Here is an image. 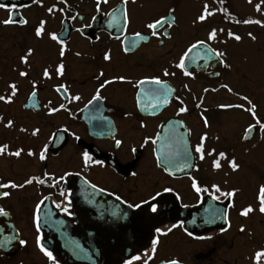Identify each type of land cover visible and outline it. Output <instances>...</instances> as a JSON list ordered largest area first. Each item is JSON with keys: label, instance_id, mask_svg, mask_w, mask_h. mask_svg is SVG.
Masks as SVG:
<instances>
[{"label": "flooded vegetation", "instance_id": "1", "mask_svg": "<svg viewBox=\"0 0 264 264\" xmlns=\"http://www.w3.org/2000/svg\"><path fill=\"white\" fill-rule=\"evenodd\" d=\"M183 1L128 0L130 22L125 29L121 0L101 4L100 11H96V0H0L8 7L15 5L14 22L0 23V95H11L9 84L18 89L11 103L0 101V145L7 144L9 152L23 149L20 157L0 155V183L23 184L29 177L44 181L23 188L0 189L10 193L9 197H0V207L10 215L17 231L16 244L0 253V264H53L40 251L37 236L40 245L52 252L55 264H71L59 251L44 244H52V236L40 227L41 208L48 198L53 211L77 235L81 246L77 256L87 257V264H99L101 258H107V264H125L137 255L141 259L132 260V264H143L149 255L152 259L148 264H167L171 259H178L180 264H254V252L264 247V214L258 210V187L264 184V131L256 125L253 138L242 142L245 129L255 124L250 114L240 138L233 141L228 133L221 132L227 127L232 132V125L220 121L218 111L222 108L218 105L237 104L232 100L247 95L256 105V118L264 123V103L258 99L260 89L253 85L259 78L264 1L195 0L198 3L192 4L200 3L202 10L208 4L213 15L201 24L182 26L180 15L186 5ZM251 3L247 11L246 4ZM53 6L55 10L49 13L47 9ZM169 8H175V25H164L158 36H152L145 24L168 14ZM117 9L118 22L109 27L111 14ZM8 14L7 8L0 9V21L7 19ZM41 20L45 24L42 35L37 37L35 29ZM245 20H259L261 24H245ZM212 29L217 30V35L208 41ZM136 32L144 39L135 37ZM229 32L241 40L229 37ZM49 33H55L63 45L53 41ZM133 40L135 46L129 47ZM196 40L206 41L203 48L224 52L223 59L230 67L224 68L215 56H208L200 63L202 69L191 63L187 70L193 75L184 76L174 65ZM28 49L32 53L27 63H22L20 57ZM105 52L110 54L108 61L103 59ZM60 64L64 66L62 75L56 72ZM45 69L49 77H44ZM164 69L175 75L163 76ZM20 72L27 75L20 76ZM101 72L103 76L99 75ZM119 76L126 81L107 84L100 89L102 99L88 104L105 80ZM152 76L165 80L173 92L167 104L154 111L151 107L142 111L136 106V93L143 85L137 88L135 81ZM229 81L243 82L245 88H231L229 92L221 87H230ZM60 85L67 87V93L63 89L57 91ZM206 88L208 92L204 91ZM76 95L80 99L72 100ZM141 99L145 104L155 103L150 96L142 94ZM45 105L59 110L49 115ZM180 107L187 111L177 115ZM202 115L207 118L208 127L204 126ZM172 119H178L189 130L194 154L184 169L169 175L160 163L158 166V156L153 152L156 143L145 144L144 139H156L162 125ZM8 120L13 121L11 128L4 127ZM33 129H39L35 136L31 135ZM202 135H206L203 159L195 152ZM116 140L121 141L119 146ZM238 144L252 145L253 153H248V149L239 152ZM45 148L46 159L41 161L39 153ZM29 150L36 155L28 156ZM85 152L92 158L87 164ZM220 152L225 157H219ZM232 159L240 165L238 171L226 168ZM213 161L220 167L215 168ZM192 179L209 191H213L212 184L224 192L236 189V195L218 200L208 193L198 195L191 187ZM164 188L172 191L164 192ZM156 192L161 195L156 196ZM40 201L43 203L37 232L33 212ZM136 204L140 207H129ZM153 204L158 209L155 213L151 211ZM249 205L254 211L241 215ZM174 224L177 227L173 228ZM156 228L171 231L159 235ZM153 238H158L155 253L151 251ZM20 240L26 243L20 244Z\"/></svg>", "mask_w": 264, "mask_h": 264}, {"label": "snow or ice", "instance_id": "2", "mask_svg": "<svg viewBox=\"0 0 264 264\" xmlns=\"http://www.w3.org/2000/svg\"><path fill=\"white\" fill-rule=\"evenodd\" d=\"M109 2V0H96V11H100V6L101 4H107ZM133 2H135V0H133ZM122 5H124L123 8V12L122 17H123V24H124V28L126 29L129 22H130V18H129V14L127 11V4H128V0H121ZM257 10H259L260 6L257 5ZM7 8L8 10V18L4 19L3 21H0V23H3L5 25H8L10 23H13L14 21L12 20V14L13 11L15 9V5H12L11 7L6 6L5 4L0 3V9H4ZM55 10L54 6L53 7H49L47 9V11L49 13H52ZM60 11H63V9H60ZM120 10L117 9L116 11H114L111 14V19H109L108 21V26L112 27L114 25L117 24L119 17L117 16V12H119ZM175 12V8H169L168 9V14L160 16L157 19L152 20L149 23L145 24V27L149 30H151V35L152 36H158L159 35V28L163 27L164 25H167L168 28H172L175 25V21H176V17L174 15ZM213 15V12L209 10V6L208 4H204L203 5V10L202 12L196 17V20L199 22H202L206 19V17ZM75 17H73L74 19ZM93 19H95V17H93ZM26 23V21H25ZM243 23L245 24H261V21L259 20H245L243 21ZM44 24L45 21L41 20L40 21V25L35 29V35L37 37H40L42 35L43 32V28H44ZM77 31H79V29H77ZM50 38L53 41H57V43H60L61 45H63V41L59 40L57 35L55 33H49ZM135 37H137L140 40L144 39V36L141 35L140 32H136L134 33ZM217 35V30L216 29H212L207 36V40L208 41H212L216 38ZM228 36L231 38H234L236 41H240L241 37L239 35H235L232 32L228 33ZM248 36L255 40V36L252 35V33H248ZM117 39H119V37H117ZM123 43V41H122ZM206 43L205 40H196L194 43H190L187 48L183 51L182 55L179 56L178 58V62L174 65L176 68L180 69L181 72L183 73L184 76H192L193 73L189 70L186 69V65H185V60L186 58L189 57V55L196 49L198 48H202L203 51V56H201V58H204L205 56H215L218 60V62L224 67V68H229L230 66L225 62V60L223 59V57L225 56V53L222 51H218L216 49H213L211 47L208 48H203L202 46H204ZM136 44V41L133 40L130 42L129 47H134ZM124 51L127 52L128 48L125 47ZM32 53V49H28L27 53L23 56L20 57V60L22 63H27V59L28 56H30ZM60 55L63 56L64 55V48L63 46L60 49ZM103 59L105 61H108L111 59L110 54L108 52L104 53ZM63 70H64V66L63 64H60L57 66L56 68V72L59 75L63 74ZM20 76H26L27 73L25 72H20L19 73ZM44 77H49V72L47 69L44 70L43 72ZM100 76H103V72H101L99 74ZM169 75H175V73H170L168 71V69H164L163 71V76H169ZM217 76H219V73H216ZM99 78V77H98ZM115 80H119V81H126V78L124 76H119V77H114L113 80H105L101 85L100 88H98L96 90V93L92 96V98L88 101V104H92L93 101H97L102 99L101 95H100V89L104 88L107 84L113 83ZM128 83H132V81H127ZM144 84H152L155 85L156 87L150 89L148 92H143V89L141 88L139 91H137L136 93V106L138 108H140L142 111L143 110H147V108L151 107L153 109V111L159 107L161 104H167L169 102L168 97L171 95V93L173 92V89H171L168 84L166 83L165 80L161 79L159 76H152V77H146L144 79H139L135 81V86L137 88H140V86L144 85ZM11 89V95L9 96H4V95H0V101H3L4 103H11L12 102V97L16 95V92L18 91L17 86L15 84H9L8 86ZM33 87V93L32 96H35V88H36V84L35 82H33L32 84ZM185 87H187V85H185ZM221 87L227 89L229 92H232V89L227 85V84H222ZM60 89H63L65 93H67L68 89L65 85H60L57 88V91H59ZM205 92H208L209 89H204ZM212 91H216V89H212ZM145 95V96H150L152 100L155 101V103L152 104H145L142 99H141V95ZM72 100H79L80 97L78 95L76 96H72L71 97ZM177 99H179L177 97ZM241 100L245 101L247 103V107H245L244 104H221L218 105V107L222 108V109H228V108H237V109H242L248 113L251 114V116L253 117V119L255 120V124H249L248 127L245 129V136L244 138L247 139L248 133L251 132L256 125H259V128L261 131H264V123H262L259 119L256 118V105L249 99V97L247 95L241 96L240 97ZM183 102L181 101V104ZM34 106V105H33ZM45 107L48 109V114L52 115L53 113L57 112L59 109L57 108H52V107H48V105H45ZM64 105H60V108H63ZM85 107H87V105H85ZM197 107H199V105H197ZM187 111L186 107H180L177 115H179L180 113H184ZM201 119L204 122V126L208 127V120L206 117H204L203 115L201 116ZM169 124L171 125L172 129H173V133H174V138H175V143L177 146V155H181L183 156V158L185 159V161H187L190 158V153L187 151L186 148L183 147L185 141L183 136L178 133L176 130L177 125L179 127H183V124L180 121H169ZM13 126V121L12 120H8L6 124H4L5 128H11ZM141 126L143 127L144 125L141 124ZM21 131H26V129H21ZM39 132V129H33L31 135L35 136L37 133ZM159 137L157 136L156 139H153L152 137H145L144 139V143L147 144L149 142H151L152 144H155L157 139ZM206 139V135H202L200 137V143L195 147V152L200 154V158L203 159L204 158V141ZM116 145L119 146L121 144L120 140H116L115 141ZM8 145L7 144H3L0 145V155H9V156H15V157H20L23 149L22 148H18L16 149L14 152H9L8 151ZM153 152H156V149H153ZM46 148L42 149L39 153V159L41 161L46 159ZM212 153L209 152V155H211ZM28 156H34L36 155L32 150H29L27 153ZM219 157L223 158L225 157V153L224 152H220ZM83 158L85 161V164H87L89 161H91V157L88 155L87 152L83 153ZM169 158L167 156H165V160H168ZM95 163H100L99 161H95ZM158 166H159V158H158ZM213 166L215 168H219L220 165L217 161H213ZM229 167L231 168V170L233 172L238 171L240 168V165L235 161V159H232L229 161ZM165 171L168 172L169 175H171V171L168 168H165ZM48 174L45 173V176H47ZM66 175H70V173H66ZM133 175H135V173H133ZM60 179H63V177H61ZM33 182L36 183H44L43 180H40L37 177H29L28 179H26L24 181L23 184H17L15 182H11L9 181L8 183H0V189H7V188H23L25 187V185L28 184H32ZM94 187V186H93ZM191 187L194 189V191L199 195L201 193H208V195L211 196V198L213 200H218L220 199L221 196L225 197V198H232L236 195V189H232L231 191H227L224 192L221 190V188L217 185V184H212L211 185V189L213 191H209L208 187H201L198 182L195 179H192V183H191ZM164 192H169L172 191V189L170 188H164L163 189ZM219 194V195H217ZM10 193L8 191H4V192H0V197H9ZM156 196H160L161 193L160 192H156L155 194ZM117 199H119V197H117ZM152 199H155V196L152 197ZM258 201H259V207L258 210L261 214H264V184H260L258 187ZM43 201H40V203H37L35 206V210L33 212V223L36 226V230L37 232H39V221H40V217H39V210H40V204H42ZM129 207H136L139 208L140 205L136 204V205H129ZM157 206L155 204L151 205V211L153 213L157 212ZM254 209L252 208L251 205H249L248 207L244 208L243 211L241 212V215L247 216L249 213L253 212ZM0 215H6V212L4 210V208L0 207ZM224 220L227 223V212L224 213ZM182 226V225H181ZM230 226V225H229ZM173 228L177 227V225H173ZM227 229H222V231H226ZM156 233H158L159 235H166L168 231H171V229H167V231H162L160 228H156L155 229ZM240 231L243 232L244 229L243 227L240 228ZM189 236L192 235L191 232L187 233ZM249 235H251V233H249ZM198 239H205V237H198ZM207 239H210V237H207ZM7 242V241H6ZM20 244H25L26 241L24 240H20L19 241ZM158 244V238H153L151 240V251L153 253H155L156 251V246ZM37 245L40 247V251L50 260L53 261V264H55V259L52 255V252L48 251L46 248H44L43 246L40 245V238L39 236H37ZM141 257L140 256H134L132 258V260H140ZM152 256L149 255L148 258L146 260H144L143 264H148V260H151ZM253 262L254 264H261V260L264 259V247H261L259 250H256L252 256ZM132 260H127L125 261V264H132ZM167 264H180V261L178 259H171L167 262Z\"/></svg>", "mask_w": 264, "mask_h": 264}, {"label": "water", "instance_id": "3", "mask_svg": "<svg viewBox=\"0 0 264 264\" xmlns=\"http://www.w3.org/2000/svg\"><path fill=\"white\" fill-rule=\"evenodd\" d=\"M203 56L202 48L194 50L188 58L185 60L186 69L189 64H194L199 69H202L201 62L206 60L208 56L201 58ZM156 87L152 84H144L143 90L152 89ZM172 122L179 121L178 119L169 120ZM169 121L165 122L157 136L159 137L156 141V154L159 158L160 166L164 169L168 168L172 173L178 170L184 169L187 161L181 155H177V146L175 143L174 133ZM181 122V121H180ZM182 123V122H181ZM183 124V123H182ZM184 138L183 147L193 155L192 146L190 143L189 131L184 126L179 127L177 125L176 130ZM256 132V127L248 133L247 139H243V142H248L252 139L253 135ZM165 154L175 155L168 156V160H165ZM50 221L51 224L46 222ZM40 227L47 233L50 234L52 244L44 241L45 246L53 248L63 254L67 261L71 264H87V257L77 256V253L81 251L80 241L78 240L77 235L72 232L71 226H69L65 221L60 218L55 211L50 199H47V202L41 208V225ZM7 241V242H6ZM17 242V231L12 222V218L6 212V215H0V253L8 251L14 244ZM62 250V251H61ZM67 251V252H66ZM84 258V259H82ZM107 258H101L99 264H107ZM97 264V262H95Z\"/></svg>", "mask_w": 264, "mask_h": 264}, {"label": "rangeland", "instance_id": "4", "mask_svg": "<svg viewBox=\"0 0 264 264\" xmlns=\"http://www.w3.org/2000/svg\"><path fill=\"white\" fill-rule=\"evenodd\" d=\"M264 1V0H263ZM193 2H197L195 0H185L183 1V3H185L186 5H184V8L182 9V13L180 15V19H181V25L182 26H189V25H198L201 24L199 21L196 20L197 17V13H200L202 11V6L199 3V6L197 5H193ZM198 3V2H197ZM247 5V11H250V8L252 6V3L246 4ZM263 26V25H261ZM261 40H262V51L259 57V61L257 63V67H258V71L257 74L259 76V78L256 80V83H253V85L255 87H259L260 89V97L259 102L261 104L264 103V28H261ZM230 84V88H236V89H244L245 87V83H239L237 84L236 82H232L229 81ZM253 85L251 84V86H249L251 89H253ZM238 102V103H237ZM232 103H237V104H245V106L247 107V103H245V101H241V100H237V99H233ZM260 104V105H261ZM262 106V115L264 117V105ZM219 115H220V121H222L224 124L230 122L232 125V132L230 130V127L227 128H223L221 132L224 133H228L229 136L228 138L232 139L233 141L237 140L240 138L242 131L245 127L246 122L249 120L250 117V113L241 110V109H228V110H222L220 109L219 111ZM220 128V125H219ZM261 146L264 147V143H261ZM237 149L239 150V152H246V149L249 150L248 153H253V146H249V147H243L241 146V144L237 145ZM226 168L231 169L229 166H226Z\"/></svg>", "mask_w": 264, "mask_h": 264}]
</instances>
